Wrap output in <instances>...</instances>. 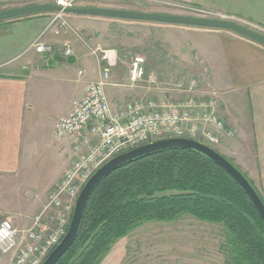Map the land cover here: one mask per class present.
I'll use <instances>...</instances> for the list:
<instances>
[{
    "label": "crops",
    "instance_id": "1",
    "mask_svg": "<svg viewBox=\"0 0 264 264\" xmlns=\"http://www.w3.org/2000/svg\"><path fill=\"white\" fill-rule=\"evenodd\" d=\"M5 1L0 0V4ZM185 1L264 28V0ZM68 18L73 26L88 25L87 21H92L106 25L104 29L110 28L114 21L74 14ZM49 21L50 14L0 22V179L21 177L35 161L38 163L49 154L59 159L63 167L39 193L37 201L29 205L25 221L42 210L50 191L61 182L75 159L88 154L98 141L90 134V128L64 140H57L54 131L72 102L84 96L85 86L102 77L104 67L109 66L105 51L109 55L113 53L115 58L106 87L112 111L144 95L140 91L125 90V66L118 65L114 51H109L117 50L116 47L107 45L99 34L100 41L91 50L93 47L79 42L76 34L65 39L63 35L49 32L41 41L52 46L53 52L38 54L32 45ZM156 25L169 34L181 33L189 41L188 47L183 46L184 58L188 61L184 63L185 75L177 78L171 69L159 67L156 68L159 82L168 88L184 80L187 87L195 85L204 100L216 99L219 117L227 128L235 131V136L225 138L216 151L239 167L264 196V46L228 30ZM65 42L73 46L72 58L62 55ZM188 48L192 49L191 55ZM185 86L183 94H186ZM157 92L156 98L153 94L146 95V105L152 99L160 102L162 96ZM167 93L164 100L172 101L171 92ZM50 120V127L46 128Z\"/></svg>",
    "mask_w": 264,
    "mask_h": 264
},
{
    "label": "rangeland",
    "instance_id": "2",
    "mask_svg": "<svg viewBox=\"0 0 264 264\" xmlns=\"http://www.w3.org/2000/svg\"><path fill=\"white\" fill-rule=\"evenodd\" d=\"M69 1L71 0H7L5 3L0 4V12L36 5L68 3ZM77 7L168 14L210 20H235L234 22L238 23L242 21L249 22L248 20L194 5L185 0H75L72 8ZM52 14L50 13V18ZM65 15L66 21L75 32L64 31L58 35L59 37L63 35L65 39H71L73 38L71 35L76 34L79 36V42L93 47L91 50H94V43L100 41V38L105 40L107 45L110 44L116 47L117 50L109 51H114L118 65L125 66V85L127 86L125 90L140 91L144 94L139 100H134L131 103L139 102L145 106L154 104L156 107V102L159 103L156 99L150 100L147 105L144 102V98L148 94H153L156 98V86L162 88L157 92L162 96L160 103L167 100L165 95L168 94V91L171 92L170 96H172L170 100L174 102L192 98L194 94L196 97L203 99L204 95L198 91L195 90L192 93L189 91V87L193 84L188 87L184 85L187 94H189L186 96L187 94L179 92V84L167 88L159 80L158 84L156 83V68L159 67L171 69L177 78L185 75L184 63L187 59L184 58L185 49L183 46L188 47L189 41L184 39L186 37L183 34H169V32L159 29L156 23L110 18H105L106 20H114L110 28L107 29H104L106 25L100 26L92 21H87L88 25L83 26L82 24H74V27L68 18L69 14ZM98 34L100 38H98ZM167 42H169L171 48L168 47ZM156 49L158 50L156 51ZM187 50L191 55L192 49L188 48ZM137 56L146 59V71L147 74H154L155 79L153 81L150 82L147 78L144 83L131 84L129 67L132 60ZM128 86H130V89ZM50 124L51 120L45 124L46 128H49ZM214 149L218 150L216 147ZM37 162L35 161L34 165L30 166L29 170H26L21 177L0 179V222L9 220L19 231L29 229L36 216L40 215L45 207L49 205L48 195L47 204L42 207V210H38L27 221L24 220L29 205L37 201L39 193L52 182L63 168L59 159L51 154ZM49 214H53V212H49ZM46 215H48V212ZM226 243L227 237L222 227L202 223L188 216L174 223L144 225L120 240L101 264H227L228 251ZM0 263L14 264V259L11 256L0 255Z\"/></svg>",
    "mask_w": 264,
    "mask_h": 264
},
{
    "label": "built area",
    "instance_id": "3",
    "mask_svg": "<svg viewBox=\"0 0 264 264\" xmlns=\"http://www.w3.org/2000/svg\"><path fill=\"white\" fill-rule=\"evenodd\" d=\"M74 1L60 2L58 5L72 8ZM234 21L229 22L264 36V28L247 21ZM64 31L75 32L66 21L65 13H53L48 27L32 48L38 54H51L54 48L44 44L42 38L49 32L58 36ZM104 53L109 66L104 68L102 77L85 86L84 96L72 102L70 110L57 121L54 131L57 140H64L90 128V134L98 138L97 143L88 154L75 159L61 182L50 191L49 205L36 216L29 229L19 231L9 220L0 222V255L11 256L14 264H43L66 235L82 188L98 169L114 157L167 138L190 139L214 149L225 138L235 136V131L227 128L219 117L218 103L214 97L204 100L194 94L181 102H156V107L154 104L145 106L134 102L116 112L112 111L106 87L109 85L110 66L114 65L115 58L111 52L110 55L106 51ZM62 55L65 58L74 56L70 42L63 44ZM145 66L146 59L142 56L132 60L129 67L131 84L144 83L147 78L150 82L155 79L153 73L147 74ZM183 87L184 80L178 85L179 92L182 93ZM160 90L162 88L156 86V91ZM195 90V85L189 87L191 93Z\"/></svg>",
    "mask_w": 264,
    "mask_h": 264
},
{
    "label": "trees",
    "instance_id": "4",
    "mask_svg": "<svg viewBox=\"0 0 264 264\" xmlns=\"http://www.w3.org/2000/svg\"><path fill=\"white\" fill-rule=\"evenodd\" d=\"M45 14L50 13L11 20ZM188 216L223 228L227 264H264V221L245 192L211 161L179 149L141 159L104 179L89 199L74 245L57 264H101L120 240L144 225Z\"/></svg>",
    "mask_w": 264,
    "mask_h": 264
},
{
    "label": "water",
    "instance_id": "5",
    "mask_svg": "<svg viewBox=\"0 0 264 264\" xmlns=\"http://www.w3.org/2000/svg\"><path fill=\"white\" fill-rule=\"evenodd\" d=\"M60 12H63L65 14H74L89 17L160 23L214 30H228L247 39H250L251 41L258 43L261 46H264V36L255 33L239 24L224 20L199 19L168 14L130 12L100 8H65L58 4H45L9 11H2L0 12V22L22 18L34 14ZM178 149L198 154L221 168L241 187V189L245 192V194L259 213L260 217L264 221V202L262 198L255 190L249 179L235 164H233L229 159L220 154L218 151L205 145L204 143L185 138H167L150 144H146L135 150L116 156L93 174V176L84 185L77 198L70 226L66 235L64 236L60 244L49 254L43 264H57L72 248L80 233L84 213L89 199L98 185L104 179L110 176L113 172L127 165L135 163L141 159L150 157L163 151Z\"/></svg>",
    "mask_w": 264,
    "mask_h": 264
}]
</instances>
